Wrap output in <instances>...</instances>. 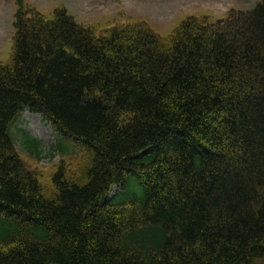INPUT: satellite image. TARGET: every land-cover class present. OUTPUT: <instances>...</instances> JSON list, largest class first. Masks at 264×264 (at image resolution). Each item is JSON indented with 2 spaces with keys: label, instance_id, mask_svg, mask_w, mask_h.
Segmentation results:
<instances>
[{
  "label": "trees",
  "instance_id": "16d2710c",
  "mask_svg": "<svg viewBox=\"0 0 264 264\" xmlns=\"http://www.w3.org/2000/svg\"><path fill=\"white\" fill-rule=\"evenodd\" d=\"M14 27L0 264H264V0L165 39L139 25L96 36L64 11ZM25 109L87 157L73 177L55 165L48 194L10 131Z\"/></svg>",
  "mask_w": 264,
  "mask_h": 264
},
{
  "label": "rangeland",
  "instance_id": "374dc122",
  "mask_svg": "<svg viewBox=\"0 0 264 264\" xmlns=\"http://www.w3.org/2000/svg\"><path fill=\"white\" fill-rule=\"evenodd\" d=\"M23 9L39 11L45 19H50L55 10L65 9L75 19L100 33L106 28L121 25H142L152 29L157 35L169 37L183 21L195 17L196 22H210L218 17H225L232 8L250 10L258 0H22ZM16 0H0V59H6L9 53V39L12 15L17 10ZM207 17V18H206ZM14 140L21 154L26 155L34 170L40 171L38 180L43 190L52 192L51 174L60 161L65 162L71 176L87 160L81 149L70 144L74 150L64 155L52 153L54 133L41 117L26 111L10 127ZM24 132V133H22ZM25 134L38 142L42 161L26 154L22 145ZM55 150V149H54ZM85 154V155H84ZM59 155V154H58ZM54 157V158H52ZM51 158L49 160H46ZM69 162V163H67ZM72 176V177H73ZM116 190V188H114Z\"/></svg>",
  "mask_w": 264,
  "mask_h": 264
}]
</instances>
